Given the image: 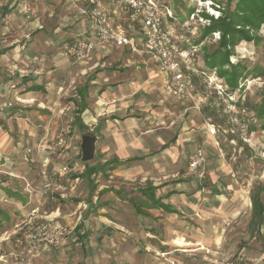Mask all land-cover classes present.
I'll use <instances>...</instances> for the list:
<instances>
[{
    "label": "crops",
    "instance_id": "1",
    "mask_svg": "<svg viewBox=\"0 0 264 264\" xmlns=\"http://www.w3.org/2000/svg\"><path fill=\"white\" fill-rule=\"evenodd\" d=\"M107 2L112 3L111 0H100L102 6ZM14 3L15 0L8 8L2 9V12L9 11L12 15L14 9L11 10V7H14ZM112 4H110V11H107L104 6L103 8L117 24L123 27L126 35L134 39L138 52L132 53L128 47L124 46L104 45L95 48L84 62L71 61L70 64L75 65L73 67L75 74L81 77L86 76L78 91L77 103L70 101L65 106L62 103V99L67 96L69 88L76 79L71 76L68 87L64 86L65 83L61 79L64 78L63 72L65 73L68 65L61 55L48 53L41 61L32 62L36 58L28 59L31 58V55L23 52L24 46L18 45L14 54L11 53L15 48L14 46L0 48V159H9L6 167H3L4 173L0 174V233L5 231L10 235L9 240L0 244V253L15 255L22 260L24 253L16 247L15 243L19 233L22 234L20 229L25 226V222L32 216L45 217L51 214V217L55 216L56 221L60 223H71V215L76 214L81 207V203H79L76 206L77 209L73 211L67 209L60 212L58 208L50 211L46 199L39 193L41 186L39 175H34L24 161L25 151L29 150L30 167H34V163H39L41 169L43 160L49 161L46 155L35 152L34 149L37 147L40 138L48 133L54 134L56 129L60 128L62 124L61 114L65 111H70L72 116L75 115V118L70 120L72 127L82 133L92 130L93 126L105 138L102 143L103 159H98L89 165L107 162L110 163L108 168L88 177L84 176L83 173L79 175L81 178L89 180L90 184L93 183V177L98 176V174H106V172L113 170L114 165L123 167L126 166L125 164L131 163L136 168L137 164L146 161L147 152L153 149L149 158L150 161L154 162V168L157 169L154 175H129L130 173H124V170H121L119 175H113L121 180H139L140 182L141 187L134 189L135 194L139 195L140 199L138 202L132 203L136 213L133 224L119 223L116 225L104 214L100 216L101 220L122 228L126 239V236L132 235L136 242L143 243L145 250L152 253L167 254L166 256L169 257L166 258V261H168L167 259L171 260V253L178 250L174 246L180 245L197 246L198 249L196 250L203 249L212 254L217 249L218 251L220 249V253L233 252L238 244H242L241 240H244L235 229L239 228L244 213L248 212L245 203L240 201L243 190L238 187L235 181L238 175H233L231 169L227 171V175H219L214 172L212 167L213 171L202 175L203 179L197 182V187L188 191L185 187L187 180L184 179L183 175H178L175 179V175H167V172L158 173V170L162 169V165L176 162L179 154L191 152L192 149H194L192 154H199L204 158L203 148L207 144L211 145L213 139L209 134L201 132L205 129V125H209L206 119L211 121L207 116L210 112L203 111V108L207 106L211 111L214 106L211 105L210 99L206 101L209 96L199 94L195 86L193 100L185 101L188 102L187 106L181 107L179 105L177 108L173 106L172 101L167 98H175L170 96L166 98L162 95L163 75L157 70L156 65L140 52V25L132 21L129 13L121 10L117 2ZM159 6L170 9L167 5ZM32 16V21L28 24L29 30L43 31L45 28L44 20L34 8ZM48 16L51 18L52 13ZM176 19V13L171 11L169 21L165 19L167 21L165 27L179 40L181 36L178 38L175 33ZM79 24V30L70 29V35L78 34L85 39H91L86 23L80 21ZM58 30V27L53 28L52 33L57 34ZM115 49H121L119 59L125 51L131 55L130 59L122 61V68L124 69L121 67L116 69L109 64V58ZM203 56H201V68L205 69ZM195 72L193 74L194 81L195 75H201L203 71L195 70ZM89 77H93V79L87 82ZM215 78L216 83L224 86L226 93L230 94L227 92L224 81L217 78L216 75ZM211 88L213 89V87ZM94 90L98 91L96 97ZM213 90L215 91V89ZM14 94L23 100V104H27L26 113L23 112V107L19 111H16V108H8L7 104L13 100ZM71 96L76 97V95ZM23 104L19 105L24 106ZM216 109V113L223 117V126L227 125L225 126L228 130L227 142L221 143V148L225 151L226 147L231 146L230 142H236L233 139L228 140V136L234 133L238 137V129L236 125L230 122L225 123V118L231 116L230 113L223 114L221 108ZM174 110H177L178 120L181 121L175 127V121L170 118L174 115ZM245 110L251 111L248 108ZM50 112L52 113L50 114ZM189 114L196 116L197 123L194 120L186 122L185 118L183 120V117L188 119ZM236 116L238 117V115ZM212 126L214 130L215 126L213 124ZM228 127H230V131ZM237 147H242V145H237ZM173 153L176 154V157H173ZM78 154L80 156V150ZM83 168L85 169L84 165ZM101 176L110 178V175ZM27 184L31 187V193L24 190ZM70 186V192L74 191L73 184ZM112 188L115 187L112 186ZM99 192L115 193L118 197L125 193L122 187L114 190L111 189V186H104ZM98 195L100 194L98 193ZM66 197H68L67 194L61 199ZM199 199L202 200L201 204H197ZM117 201L119 205L122 203L120 199ZM92 203L91 200L88 201L89 209L93 206ZM181 208L196 212L200 220L194 222L193 225L189 224L184 216H181L183 214ZM89 209L84 211L85 217L89 214ZM82 210L78 212L79 218L80 215L82 216L80 214ZM249 210L250 217L246 222V227L256 228L263 232L264 219L259 225H253L251 223V204ZM96 211L106 213L105 207H100ZM223 218L230 219L231 222L234 221L231 226V230L234 231L230 235H227L226 229H223L218 222ZM74 225V230H70L61 243L53 248V252L33 259L32 264H48L49 262L62 264L65 260L64 246L68 244V240L70 242L76 240L77 238L74 236L78 232L82 234V228L86 225L85 218ZM105 227L107 231L112 228L110 225ZM143 228L148 230L145 231ZM87 236L86 233L79 236L83 244L87 241L88 244H91ZM245 249H237V251L243 250L246 255L247 262L245 264L261 263L258 261L261 259L257 260L253 251ZM259 254L263 256L262 247Z\"/></svg>",
    "mask_w": 264,
    "mask_h": 264
},
{
    "label": "rangeland",
    "instance_id": "2",
    "mask_svg": "<svg viewBox=\"0 0 264 264\" xmlns=\"http://www.w3.org/2000/svg\"><path fill=\"white\" fill-rule=\"evenodd\" d=\"M13 1L14 0H0V48L4 46H14L15 48L11 52L14 54L18 45L24 46L23 52L31 55V58L28 59L31 60L33 57L36 58L32 62L41 61L48 53H51L52 55H61L62 59L66 60V64L68 65L65 73L63 72L64 78L61 79V81L65 83L64 86L66 88L68 87L71 81V76L76 79L71 88H69L67 96L62 99V103L64 106L70 101H75L77 103L78 91L83 85L86 76L81 77L80 75L77 76V74H75L73 71V67L75 65L70 64L72 60L64 55L63 50L67 43L77 38H83L82 35L78 34L75 36L70 35V29L75 28L79 30V23L83 20L76 17L67 0H34L32 1V9L34 8L38 11V15H41V19L44 20L45 28L41 32L29 30L30 26L28 24L32 21V19L27 21L24 16L18 12L16 0L14 7H11V10L14 9L12 15L9 11H6L5 13L2 12V9L5 7L8 8ZM150 1L158 5H167L171 9L170 11L176 13L177 19L175 21V33L177 34V37L181 36V38L178 37L179 40L175 38V41L180 46L182 45L181 47L184 49H188L190 47L194 48L195 70L203 71L205 74L195 75L196 78L194 86L196 87V90L199 94H207L210 98H206V101L207 99H210L211 105L218 109L221 108L223 110V114L230 113L231 116L225 118V123L230 122L231 124L236 125L239 140L243 143L242 147H237L236 142H230L231 146L226 147L225 151H223L221 143L224 144L227 142L226 136L228 130L225 127L227 125L225 124L222 127H214L213 130L211 121L206 119V122L209 125H205V129L201 130V132H204L203 134H209L213 139V143L211 145L207 144V146L203 148L205 155L204 158L202 157L203 162L200 168L195 171L189 170V157L193 155L192 152L194 151V149H192L191 152L179 154L176 162L173 161L171 164L168 163L162 165V169L158 170V173L167 172V175H175V179L178 175H183L184 179L187 180L185 187L188 191L196 188L197 182L202 181L203 179L202 175H206V173L208 174L213 171V169H211L212 167L214 168V172L219 175H227L226 173L229 169L232 170L233 175H238V177L235 178V181L238 184V187L243 190L240 201L245 203L248 212L246 214L244 213L239 228L235 229L240 233V237L244 240H241L242 244H238L233 252L237 251V249L246 248L249 251L254 252L257 260L261 259L258 260L261 262L260 264H264V227L263 232H260V230H257L256 228L246 227V222L250 217L248 214L251 204L249 198L250 190L253 185L256 186L257 184L264 187V130L262 129V127H264V116H254L253 112L245 110L246 107H249L251 104L260 103L261 99L264 98V75L257 77H252V75L248 76L244 81L239 83L241 87L239 91L229 94L231 95V98L225 96L221 97L216 93H213L215 92L213 90L214 88H211L213 87V84H209L207 79L208 76L215 78V74L201 68V56L204 55L205 50L209 51L211 48L216 46V42L219 39V33L214 32L211 36L206 37L198 44H195L196 41L199 40L202 27L209 24V18L217 19L223 12L228 9L232 10L236 0H233L230 5L227 4L226 0ZM111 2H117V4L120 5L119 0H111ZM110 4L108 2L107 4H103L107 11H110L111 9ZM191 9H193L192 12H190ZM224 9L225 11H223ZM51 13V18H48L50 17L48 15ZM5 15L7 16V18H5L6 21L4 20ZM203 15H207L208 18L206 19ZM169 18L170 17L167 15L163 20V27L165 29H167L165 26L166 22L169 21ZM165 19H167V21ZM123 20L125 21V19ZM56 27H58L59 30L57 34H54L52 33V29ZM256 36L258 39L255 43L251 42L248 44L243 42L236 47L234 54L230 56V61L232 63L235 64L237 61L241 60V63L245 64L250 70L254 66L264 70V25L260 26ZM120 51L121 49H115L109 58V64L116 67V69L119 67L122 68L123 60L126 61L131 58V55L125 51L119 59L121 56ZM90 79H93V77H89L87 82H89ZM71 95H76V97H72ZM96 95H98V91L94 90V96L96 97ZM162 95L166 98L169 97L164 93H162ZM16 96L19 97L14 94L13 100L8 102L7 105L11 104L8 108H16V111H19V109L23 107L24 111L23 109L22 111L26 113L27 108L25 107L27 104H23L24 106L19 105L20 103L15 102L14 100ZM167 99L171 100V103H173L172 105L176 108L179 105L181 107L188 105V102L185 101L171 98ZM237 102L240 104L239 106L236 105ZM176 111L177 110H174V115L170 117L175 121L174 127L181 122L178 120V113H176ZM51 113L52 112H50V114ZM236 115H238V117ZM195 117L196 116L189 114L188 119L183 117V120L185 118L186 122L194 120V122L197 123V119ZM71 118H75V115L72 116L70 111H65L61 114L62 124L60 128L56 129L54 134L48 133L40 138L37 143V147L34 149L35 152L42 153L49 159L48 173L50 175H56V173L61 171L63 167H67V170L63 172L64 176L61 182L66 187L65 193L68 197L65 199H58L56 203H53L49 199L43 197L48 203V209L51 211L58 208L60 212H64L67 209H72L73 211L74 209H77L76 206H78L79 203H81V207L78 212L84 209L80 213L82 214V216L80 215L81 219L79 218V214L77 212L76 214L71 215V223H64L67 224L70 230H74L75 223H79L80 220H83L84 218L86 221V225L83 226L81 231L82 234L78 232L74 236L77 239L72 242L68 240V244L64 246L65 250L63 254L65 260L62 264H212V262H210L211 259L213 260L220 257L216 254H212L211 252H205L203 249L196 250L198 249L197 246L188 244L174 246L178 250L171 253V260L167 259L168 261H166V258L169 257L166 256L167 254L160 252L152 253L151 251L145 250L143 243L139 244L136 242L132 235H125L127 237L126 239L124 237V230L116 225L119 223L125 225L133 224L136 213L132 203L138 202L140 199V196L135 194L134 189L141 186L139 184V180H121L113 175H119L121 170H124V173H130L129 175H154L157 169L154 168V162L150 161L151 159L149 158L153 149H150L147 152L148 158L146 161L143 159L144 161L137 164L136 168H134L131 163L125 164L126 166L123 167L114 165L113 170L106 172V174H98V176L93 177V183L90 184L89 180L87 181L79 176L84 171L83 163L80 162V156L78 154L80 136L85 132H91L97 137L94 159L89 164L95 163L98 159H103L102 143L105 138L99 133V131L94 129L93 126L92 130H87L81 133L76 128L71 126ZM58 136L63 138V146H58L56 144ZM179 151L181 152V150ZM25 153L26 155L24 161L28 165L27 168L32 171L34 175H40L39 163H34L35 166L30 167V159L28 157L30 150L25 151ZM172 155L173 157H176L175 153ZM8 161L9 159L7 158L6 161L2 160L1 162L6 167ZM101 175H110V178ZM70 184H73L74 187V191L72 192H70ZM104 186H111V189L114 190L122 187L125 193L120 195V197H118L115 193H100L99 191L104 188ZM112 186L115 188H112ZM98 193L100 195H98ZM262 195H264V192ZM117 199H120L122 202L120 205ZM89 200L93 203L95 202V204L92 203L93 206L90 207V209L88 208ZM197 201V204H201L202 200L199 199ZM83 204H86V206H83ZM100 207H105L106 213L102 211L97 212L96 210ZM87 209H89V214L85 217L83 213ZM182 211L183 214H181V216H184V219L189 224L193 225L194 222H198L200 220V218L198 219L196 212L185 209H182ZM68 213L70 214V212ZM103 214L111 219L116 225L110 224L108 221L105 222L104 220H101L100 216ZM38 218L41 219V217L37 216V219ZM218 222H220L223 229H226L227 235H230L232 231H234L231 230V226L234 224V221L231 222L230 219L223 218ZM227 223L229 225H227ZM109 225L112 228L107 231L105 226L109 227ZM28 226L29 225L24 226L22 229H26ZM128 229L132 230L130 228ZM143 230L147 231L148 229L143 228ZM83 233L84 235L85 233L88 235L87 239L91 242V244H88V241L85 244L81 242L79 236L83 235ZM16 247L24 253L22 258L25 259V246L16 244ZM261 247L263 256L259 254ZM53 251L54 249L49 253ZM231 252L232 251L229 253ZM19 261L20 259L14 255L9 259L8 264H23L19 263ZM48 264L51 263L49 262Z\"/></svg>",
    "mask_w": 264,
    "mask_h": 264
},
{
    "label": "built area",
    "instance_id": "3",
    "mask_svg": "<svg viewBox=\"0 0 264 264\" xmlns=\"http://www.w3.org/2000/svg\"><path fill=\"white\" fill-rule=\"evenodd\" d=\"M32 1L16 0L18 12L27 21H30L33 17ZM67 2L76 17L86 22L88 34L91 38H77L67 43L63 50L67 58L73 62H84L95 48L104 45L124 46L128 47L132 53L138 52L134 39L126 35V31L106 12L100 0H67ZM119 2L120 9L129 13L132 21L140 25V52L146 55L163 75V93L180 101L193 100L195 92L193 82L195 50L192 47L182 48L175 41V37L163 27L164 18L167 15L171 17L170 9L162 8L150 0H119ZM5 18H7L6 15L4 20ZM201 75L205 74L201 72ZM207 79L209 84H213L212 86L217 95L231 98V95L226 93L225 87L216 83V78L208 76ZM14 100L20 104L24 103L17 96ZM8 106H11V104ZM56 144L63 146L64 140L61 136L57 137ZM2 160L6 161V158L0 159V174L4 173ZM202 162L201 155L193 154L189 157V170L199 169ZM48 164L47 159L43 160L39 175L41 182L39 192L42 197L56 203L58 199L64 198L66 195V187L61 180L67 167H63L56 175H50ZM24 190L30 193L31 187L27 184ZM25 223V226H29L26 229H20L22 234L19 233L16 240L17 245L25 246L26 258L19 261L23 264H32L33 259L44 253H49L70 232L66 224L56 221V217H51V214L41 217V219L32 216ZM227 225L229 224L227 223ZM9 238L10 235L7 232L0 233V244L6 242ZM213 254L220 257L211 259L212 264H245L247 262L246 255L242 250L228 254L216 250ZM13 256L0 253V264H8L9 259Z\"/></svg>",
    "mask_w": 264,
    "mask_h": 264
},
{
    "label": "trees",
    "instance_id": "4",
    "mask_svg": "<svg viewBox=\"0 0 264 264\" xmlns=\"http://www.w3.org/2000/svg\"><path fill=\"white\" fill-rule=\"evenodd\" d=\"M232 1L226 0L228 5ZM192 11L193 9L190 10V12ZM203 16L206 19L208 18L207 15ZM262 25H264V0H236L232 10L228 9L217 19L209 18V24L202 27L199 40L195 44L211 36L214 32L219 33L216 46L209 51H205L203 62L207 71L214 72L217 78L224 81L227 92L234 93L239 91L241 88L239 83L250 75L252 77L264 75V70L259 69L257 66L250 70L245 64L241 63V60L235 64L230 61V56L234 54V50L240 43H255L258 39L256 33ZM236 105L239 106L240 104L237 102ZM246 108L253 111L254 116H264V98L261 99L260 103L251 104ZM216 110L215 107L211 111L207 106L203 108V111L210 112L207 116L211 119L212 124L215 127H222L224 124L223 117H220ZM228 128L230 131V127ZM262 129L264 130V127ZM231 139L235 140L238 146L243 144L234 133L228 136V140ZM83 165L85 167L83 175L88 177L99 171H105L110 163L105 162L93 166H90L89 163H84ZM263 192L264 188L261 185L254 186L250 191L251 223L253 225H259L264 219Z\"/></svg>",
    "mask_w": 264,
    "mask_h": 264
},
{
    "label": "water",
    "instance_id": "5",
    "mask_svg": "<svg viewBox=\"0 0 264 264\" xmlns=\"http://www.w3.org/2000/svg\"><path fill=\"white\" fill-rule=\"evenodd\" d=\"M96 142L97 137L91 132H85L80 136L79 150L81 163H90L94 159Z\"/></svg>",
    "mask_w": 264,
    "mask_h": 264
}]
</instances>
